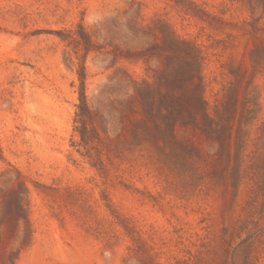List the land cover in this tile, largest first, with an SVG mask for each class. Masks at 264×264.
I'll return each instance as SVG.
<instances>
[{
	"label": "rangeland",
	"instance_id": "1",
	"mask_svg": "<svg viewBox=\"0 0 264 264\" xmlns=\"http://www.w3.org/2000/svg\"><path fill=\"white\" fill-rule=\"evenodd\" d=\"M0 264H264V0H0Z\"/></svg>",
	"mask_w": 264,
	"mask_h": 264
}]
</instances>
